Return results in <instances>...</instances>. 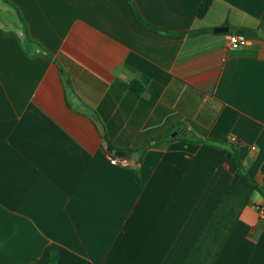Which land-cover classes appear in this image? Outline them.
I'll return each instance as SVG.
<instances>
[{
    "label": "crops",
    "instance_id": "0c3cea01",
    "mask_svg": "<svg viewBox=\"0 0 264 264\" xmlns=\"http://www.w3.org/2000/svg\"><path fill=\"white\" fill-rule=\"evenodd\" d=\"M132 1L162 33L127 0H2L0 264H264V198L194 143L264 186V0ZM106 132L172 140L124 168Z\"/></svg>",
    "mask_w": 264,
    "mask_h": 264
},
{
    "label": "trees",
    "instance_id": "16d2710c",
    "mask_svg": "<svg viewBox=\"0 0 264 264\" xmlns=\"http://www.w3.org/2000/svg\"><path fill=\"white\" fill-rule=\"evenodd\" d=\"M5 4L7 5H10V6H13L15 7L11 2L10 0H3ZM127 2L129 3L131 9H132V12L136 18V20L143 26L149 28L150 30L156 32V33H162V31H160L159 29H157L156 27H153L151 26L150 24H148L141 16V14L139 13L136 5L133 3L132 0H127ZM212 2L213 0H205L204 3L202 4L201 8H200V11H199V17L200 18H203L207 12L209 11L211 5H212ZM16 8V7H15ZM264 21V19H263ZM1 33L3 34H9L13 37H15L17 40V36L13 33H5L3 31L0 30ZM164 32V31H163ZM18 45L19 44V40H18ZM46 52V56L47 57H50V54ZM130 90L137 96H140L144 90H145V87H144V84L139 81V80H134L131 82L130 84ZM104 138H105V141H106V144H109L112 148H116L115 147V144L113 142V135H110L109 133H105L104 134ZM171 138L166 140L165 142L162 141V140H158V139H150L149 141H147V143H143V144H137L135 145L134 147L132 148H124L123 150L125 151H130V152H138L142 149H147L149 147H158V148H163V147H166L170 142H171ZM194 143L196 144H200V143H206V144H211V145H215V146H220L222 148H224V151L225 152H228L229 150L231 151L232 153V156L235 160V165H236V169H237V172L240 174V176L248 181L252 186H254V188L262 195V197L264 198V186H261L259 185L254 179H252L245 171L244 169V166L240 160V157H239V154H238V150L236 147L234 146H230V148H227L226 144H228L227 142L225 141H217V140H211V139H208L206 141H195ZM141 161V159H140ZM140 161L137 163L139 164ZM263 210H264V203L263 205H261V207ZM58 257H59V254L57 252H51L50 255H49V260L47 262V264H56L57 261H58Z\"/></svg>",
    "mask_w": 264,
    "mask_h": 264
},
{
    "label": "water",
    "instance_id": "95a60500",
    "mask_svg": "<svg viewBox=\"0 0 264 264\" xmlns=\"http://www.w3.org/2000/svg\"><path fill=\"white\" fill-rule=\"evenodd\" d=\"M214 33H217V34H236V33L237 34H245L249 38H253V37L257 36V33L252 32V31L244 32V31L232 29L229 27L215 28ZM87 115L89 117H91V119L97 124L99 129L103 132L104 131L103 125H102V122L100 121L98 115L96 113H94L93 111H88ZM106 150L112 156L128 158V159L132 160L134 163H138L140 158L144 154V150H141L137 153L117 151V150L113 149L109 144L106 145Z\"/></svg>",
    "mask_w": 264,
    "mask_h": 264
},
{
    "label": "built area",
    "instance_id": "2783aa9c",
    "mask_svg": "<svg viewBox=\"0 0 264 264\" xmlns=\"http://www.w3.org/2000/svg\"><path fill=\"white\" fill-rule=\"evenodd\" d=\"M250 38L247 37L245 34H228L225 47L228 51H238L245 47H247ZM111 163L118 167L128 168L131 167L134 162L128 158L124 157H116L110 155ZM262 217L264 218V210L259 208Z\"/></svg>",
    "mask_w": 264,
    "mask_h": 264
},
{
    "label": "rangeland",
    "instance_id": "374dc122",
    "mask_svg": "<svg viewBox=\"0 0 264 264\" xmlns=\"http://www.w3.org/2000/svg\"><path fill=\"white\" fill-rule=\"evenodd\" d=\"M2 0H0V4H1Z\"/></svg>",
    "mask_w": 264,
    "mask_h": 264
}]
</instances>
